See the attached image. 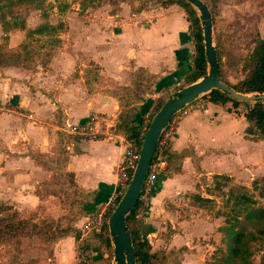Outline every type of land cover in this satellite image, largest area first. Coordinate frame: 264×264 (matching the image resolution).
<instances>
[{
  "label": "crops",
  "instance_id": "1",
  "mask_svg": "<svg viewBox=\"0 0 264 264\" xmlns=\"http://www.w3.org/2000/svg\"><path fill=\"white\" fill-rule=\"evenodd\" d=\"M127 5L118 15L123 18L108 21L106 30L92 36L91 41L64 42L50 70L32 80L35 87L28 86L29 81L17 82L11 104L31 116L0 117V127L7 128L9 134L12 128L15 136L0 151V205L13 206L28 216L38 207H66L67 175L75 190L88 196L83 210L73 216L72 226L80 237L71 234L57 241L51 264H80L82 226L116 190V170L125 151L123 135L83 140L70 134L68 127L105 115L116 125L127 118L141 132L147 114L155 116L156 101L172 98L170 93L184 83L193 65L195 46L182 7L133 13ZM87 63L98 68V77L94 72L88 77L83 69ZM198 103L201 108L192 109L175 125L171 152L184 156L171 177L164 174L167 163L162 166L142 229L154 251L168 254L185 248L180 264H210L212 247L207 234H203L206 241L195 245V241H188L191 233L163 234L159 227L163 221L183 218L175 209L193 178L264 174V140L247 138L245 114L231 109L230 103L215 104L208 97H200ZM14 120L19 121L14 124ZM56 174L53 184L58 186L57 192L49 184ZM186 220L196 219L186 215ZM89 253L84 264H114L113 239L111 256L95 248Z\"/></svg>",
  "mask_w": 264,
  "mask_h": 264
},
{
  "label": "rangeland",
  "instance_id": "2",
  "mask_svg": "<svg viewBox=\"0 0 264 264\" xmlns=\"http://www.w3.org/2000/svg\"><path fill=\"white\" fill-rule=\"evenodd\" d=\"M127 3L135 7L138 4L135 0H0V117L22 118L19 113L31 116L11 104L17 82L29 81L27 85L35 87L32 80L50 70L64 42L96 38L106 30L108 21L123 18L118 15L124 6L128 7ZM219 17L216 26L227 48L225 80L237 84L245 77V58L256 42L264 38V0H222ZM83 69L88 77L93 72L98 77L94 64L91 68L84 64ZM179 86L170 94L175 96ZM229 106L238 113L244 108ZM18 121L14 120V124ZM3 129L1 126L0 151L15 137L12 128L11 134L7 128ZM56 178L57 174L49 184L57 192L58 186L53 184ZM64 179L66 207H38L28 216L13 206L0 205V229L16 226L11 233L0 236V264H51L56 242H48L41 236L65 231L88 201L86 192L75 190L69 175ZM179 204L175 210L183 218L161 222L163 234L181 231L185 236L189 232L192 235L188 241H195V245L206 241L203 234H207L212 247L208 253L210 264H264V174L195 176L179 198ZM169 206L173 210V204ZM186 215L196 220H186ZM27 216L30 220L25 219ZM145 217L141 219L143 224ZM22 223L26 228L19 226ZM35 225L40 230L33 232ZM238 232H244L245 240L241 256L235 260L231 257L232 238Z\"/></svg>",
  "mask_w": 264,
  "mask_h": 264
},
{
  "label": "trees",
  "instance_id": "3",
  "mask_svg": "<svg viewBox=\"0 0 264 264\" xmlns=\"http://www.w3.org/2000/svg\"><path fill=\"white\" fill-rule=\"evenodd\" d=\"M137 7L131 5L133 13H142L153 8H167L172 5H179L182 7L187 15L189 22L190 36L194 42L195 54L193 56V65L187 71L183 85L179 91L185 87L196 83L202 77L209 73L208 61L205 54V38L203 35L204 20L203 16L195 9V7L187 0H135ZM210 9L212 15V24L215 34V51L218 58L219 70L222 82L234 89L239 94L255 95L264 93V38L256 42L253 51L245 58L243 70L245 77L237 84H233L225 80V57L226 45L222 39V33L217 29V21L219 17V6L221 0H202ZM50 26V25H49ZM50 28H53L50 26ZM208 97L211 102L215 104L226 105L230 103L233 108L237 109L240 106L247 108L245 113L248 127L245 130L246 136L249 140L259 142L264 140V101L259 102H238L231 95L224 93L220 90H213L211 93L203 96ZM167 102L166 97H161L156 101L154 114ZM115 132L117 135H123L128 142H133L141 145L143 137H141L140 128H135L131 125L129 120L123 119L120 124L116 125ZM158 150L155 153V157ZM163 162L167 163L164 174L168 177L174 175L180 168L181 161L184 154H176L171 152V144H167L161 151ZM154 157V159H155ZM249 201V200H247ZM138 203L135 209L127 219L128 229L133 236V245L136 251V264H180V256L186 250L185 248L179 250H172L168 254L165 251H154L148 239H144L142 234V220L137 214ZM112 212L106 215V221L99 233H91L79 244V252L81 255L80 264H84L85 260L89 257V252L94 249L100 250L103 254L112 255V238L107 224ZM34 224V223H33ZM21 228H26L24 223L19 225ZM16 226L14 224L8 225L4 228L5 231L0 229V236L2 233H11ZM33 228V227H32ZM33 232L40 230L35 225L32 229ZM75 235L78 239L80 232L70 225L65 231L60 234H53L51 236H40L48 242H57L68 235ZM245 240L244 232L236 233L232 238L231 257L238 260L242 253V247Z\"/></svg>",
  "mask_w": 264,
  "mask_h": 264
},
{
  "label": "water",
  "instance_id": "4",
  "mask_svg": "<svg viewBox=\"0 0 264 264\" xmlns=\"http://www.w3.org/2000/svg\"><path fill=\"white\" fill-rule=\"evenodd\" d=\"M203 16V35L205 38V54L208 61L209 73L196 83H193L175 96L170 98L159 112L155 114L141 145L140 159L133 173L127 191L111 214L108 227L113 239L114 264H136V251L133 245V236L127 226V219L138 203L139 195L152 164L158 142L171 119L184 107L198 98L220 90L231 95L238 102L264 101L263 94H239L221 80L219 63L215 51L214 28L210 9L202 0H187Z\"/></svg>",
  "mask_w": 264,
  "mask_h": 264
},
{
  "label": "built area",
  "instance_id": "5",
  "mask_svg": "<svg viewBox=\"0 0 264 264\" xmlns=\"http://www.w3.org/2000/svg\"><path fill=\"white\" fill-rule=\"evenodd\" d=\"M198 99L179 111L171 119V122L164 129L160 137L156 149V151L158 150V153L156 157L154 155L155 159L153 158L152 164L149 168L138 199L137 214L140 219H142L144 214L150 208L152 196L158 184V175L162 169V166L164 165L161 151L168 143H170L177 122L186 117L192 109L201 108L202 104L198 103ZM241 112L245 114L247 110L243 109L241 110ZM152 119V115L147 114L143 121V129L141 131V137H143V140L148 128L150 127ZM115 128L116 123L114 119L105 115H94L82 124L70 125L68 127V132L83 140H102L112 139L119 136L116 134ZM141 145L128 141L125 142V151L123 154V158L116 170V174L118 177L116 190L107 202L100 204L96 208L95 212L87 218L83 228V236L80 239L81 242L84 240V236H88L91 233H99L106 221V215L108 214V212L113 213L116 209L122 196L129 187L133 173L140 159ZM109 219L107 221V224L109 222Z\"/></svg>",
  "mask_w": 264,
  "mask_h": 264
}]
</instances>
